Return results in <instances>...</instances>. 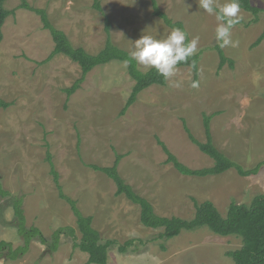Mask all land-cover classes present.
I'll list each match as a JSON object with an SVG mask.
<instances>
[{"label": "rangeland", "instance_id": "374dc122", "mask_svg": "<svg viewBox=\"0 0 264 264\" xmlns=\"http://www.w3.org/2000/svg\"><path fill=\"white\" fill-rule=\"evenodd\" d=\"M26 1L45 10L75 47L93 55L103 49L105 18L94 9V0ZM157 1L170 19L185 25L191 39L199 38L198 74L178 68L166 86L143 92L124 116L121 111L135 85L127 64L114 61L97 67L67 101L64 89L80 78V66L64 55L44 63L55 44L40 16L19 9L22 0L5 2L6 10L16 12L3 26L0 99L14 104L0 109V174L5 189L25 197L28 224L40 228L47 238L58 228H77L50 174L46 161L50 151L65 194L80 202L85 215L95 216L94 227L104 241L116 242L108 251V264H235L227 253L242 248L240 237L201 228L160 239L163 230L145 228L139 207L117 197L114 182L88 167L112 166L117 153L124 155L121 175L166 217L192 219L195 201H211L226 216L233 201L250 205L264 193V166L251 177H242L235 169L220 176L187 177L165 163L167 156L157 142L158 137L190 168L211 167L214 161L190 141L184 123L205 142L203 115L216 114L211 127L222 152L246 169L264 161V42L251 48L264 29V13L258 23L248 26L253 16L241 10L243 19L231 34L239 44L223 48L234 66L227 64L219 71L215 15L200 9L197 0ZM100 2L111 19L113 41L129 52L142 34L159 39L171 31L153 16L150 0ZM253 3L264 9V0ZM193 82L199 87L192 88ZM14 220L11 204L0 201V241L17 248L22 240ZM128 240L134 244L120 253L118 245ZM73 245L63 238L59 251L51 256L35 240L25 257L0 259V264H86L88 255Z\"/></svg>", "mask_w": 264, "mask_h": 264}, {"label": "trees", "instance_id": "16d2710c", "mask_svg": "<svg viewBox=\"0 0 264 264\" xmlns=\"http://www.w3.org/2000/svg\"><path fill=\"white\" fill-rule=\"evenodd\" d=\"M7 0H0V43L3 41V26L10 15L16 11H8L4 8ZM153 8V16L161 19L164 24L173 29L180 27L187 33L188 40H191L189 32L182 22H175L170 19L167 14L160 8L157 0H150ZM241 10L252 14L253 20L248 24L258 23L260 15L264 13V9L254 5L253 0H240ZM94 9L101 13L105 18V34L106 41L103 49L96 55L88 53L82 47H75L68 36L57 29L50 21L47 12L43 9L32 7L26 0H22L19 9H25L36 13L40 16L43 28L50 32L55 44L54 50L44 63L51 62L56 56L64 55L71 61L78 64L81 68V76L72 87L64 89L67 95V101L82 88L89 74L97 67L105 66L114 61L125 63L129 60L128 73L135 82L132 92L121 111L124 116L139 100L140 95L152 86H166L165 81L155 69L141 68L135 61L130 60L129 51L119 47L113 41L111 34V19L105 14L100 0H94ZM264 42V29L258 39L252 44L251 48H256ZM216 50L220 57L219 71L227 64L234 66V61L230 59L223 48L219 45ZM200 52L195 53L189 58L187 63H180L178 68H190L196 76L198 74ZM195 62V67H192ZM14 103L0 99V109L8 110ZM216 114L203 115V124L205 128L206 141L198 140L191 129L184 123L185 131L190 141L198 147V149L208 157L214 164L211 167L201 169H193L183 164L178 157L173 154L167 145L157 137L158 144L162 147L167 156L166 164L172 165L181 175L194 178H207L210 176H220L228 171L235 169L242 177L256 176L260 169L264 166V161L256 166L246 169L242 165L232 160L228 155L222 152L215 144L212 133L211 122ZM125 158L124 155L116 154L115 162L110 167H101L98 165H88L89 168L96 172H100L114 182L116 186V196H124L132 204L140 209V222L147 228L152 230H163L159 235L160 239L171 240L180 236L184 231H195L201 228H207L212 233L228 237L237 236L243 241L241 249L227 253L235 264H264V193L257 195L250 205L240 204L233 201L226 216H223L217 206L211 201L198 202L195 201V214L192 219L187 220L181 217H166L159 215L153 204L145 197L141 196L132 185L121 175L119 166ZM46 161L50 166V174L53 178L55 187L61 200L65 201L75 219L77 228L61 227L55 230L50 238H47L42 230L35 225H29L25 210V197L17 196L5 189L3 177L0 174V201L7 200L13 208L14 224L17 228L18 236L22 240V244L14 248L12 243L0 241V259L17 261L25 257L31 250L32 244L38 240L45 248L48 255L57 253L62 244L63 238L70 239L75 249L88 255L86 264H108L109 249L116 245L115 241L103 240L102 234L94 227V218L87 216L80 208L79 201L65 194L63 186L60 182V174L54 163L53 155L47 152ZM78 232L81 237H78ZM134 244V240H128L119 246L120 253H126Z\"/></svg>", "mask_w": 264, "mask_h": 264}, {"label": "clouds", "instance_id": "9594fccd", "mask_svg": "<svg viewBox=\"0 0 264 264\" xmlns=\"http://www.w3.org/2000/svg\"><path fill=\"white\" fill-rule=\"evenodd\" d=\"M199 8L209 15H215L217 27L215 29L216 41L220 48L237 47L239 41L231 38L233 28L240 24L241 14L240 0H225L218 4L217 0H197ZM199 38L188 40L187 33L180 27H174L164 38H155L142 34L134 44V50L129 53L130 60L145 68H152L164 78L170 80L178 72L180 63H187L198 47ZM125 64L129 60L124 61ZM192 67H195L193 62ZM179 87V83L175 84ZM192 88H198L197 82L191 84Z\"/></svg>", "mask_w": 264, "mask_h": 264}, {"label": "crops", "instance_id": "0c3cea01", "mask_svg": "<svg viewBox=\"0 0 264 264\" xmlns=\"http://www.w3.org/2000/svg\"><path fill=\"white\" fill-rule=\"evenodd\" d=\"M122 163V162H121ZM107 167H110V166H107ZM120 168H121V166H120ZM122 197V196H121ZM80 203V202H79ZM89 203H91V199H89ZM81 205V204H80ZM82 209V208H81ZM87 216H91V217H95L94 215H91V214H88ZM94 221H95V218H94Z\"/></svg>", "mask_w": 264, "mask_h": 264}]
</instances>
